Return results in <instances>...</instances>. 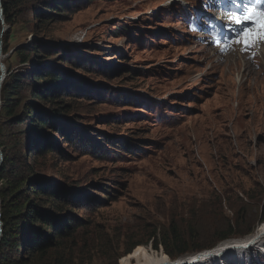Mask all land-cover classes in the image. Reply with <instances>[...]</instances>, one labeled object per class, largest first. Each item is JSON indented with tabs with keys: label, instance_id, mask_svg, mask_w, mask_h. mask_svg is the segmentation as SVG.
I'll use <instances>...</instances> for the list:
<instances>
[{
	"label": "rangeland",
	"instance_id": "obj_1",
	"mask_svg": "<svg viewBox=\"0 0 264 264\" xmlns=\"http://www.w3.org/2000/svg\"><path fill=\"white\" fill-rule=\"evenodd\" d=\"M18 1L10 29L0 11V84L7 70L28 76L54 69L62 77L57 84L69 86L60 97L66 114L34 100L51 113L57 127L46 134L58 145L33 177L69 195L82 224L76 245L62 252L73 264H124L132 246L138 248L132 264L150 256L170 264L256 233L264 224L263 70L248 73L242 60L218 59L216 51L191 43L178 10L171 15L174 0H46L62 4L60 18L49 23L35 17L45 0ZM34 44L47 54L21 65L14 52ZM21 95L30 100L26 90ZM2 128L9 147L15 134ZM216 211L213 219L209 213ZM199 217L202 239L236 218L240 229L255 228L166 261L153 233ZM258 248L243 257L227 253L218 264H264ZM19 256L0 247V264Z\"/></svg>",
	"mask_w": 264,
	"mask_h": 264
},
{
	"label": "trees",
	"instance_id": "obj_2",
	"mask_svg": "<svg viewBox=\"0 0 264 264\" xmlns=\"http://www.w3.org/2000/svg\"><path fill=\"white\" fill-rule=\"evenodd\" d=\"M17 2L19 1L0 0L1 16L9 29L14 22L12 13L19 7ZM40 4L43 9H37L35 17L43 23L56 22L60 18L58 13L62 4H51L46 0ZM39 50L34 44L29 49H19L14 53L20 64L27 66L36 64L47 54L46 50ZM7 52L8 49L4 47L3 53ZM61 79L54 69H47L45 73L30 70L28 76L7 70V76L0 84V114L3 117L0 121V150L3 154L0 160V247L7 245L13 251H20L19 257L7 259L1 264H73L71 257L68 258L63 253L76 245L75 235L82 224L71 213L69 195L60 194L51 183L33 177L37 163L53 155L54 147L58 145L56 141L51 142V136L46 134L49 129L57 127L53 124L51 113L38 108L34 100L46 106H56L52 111L54 114H66L67 106L60 97L68 92L69 86L57 84ZM23 90L30 93L29 101L22 97ZM21 104L24 114L18 115ZM2 127L7 128L9 135L15 134L10 138L9 147L2 141ZM59 132L55 131L56 134ZM209 214L215 219L217 211ZM201 218L190 220L183 228L171 222L158 234L154 232L151 237L154 248L161 247L164 259L171 262L170 260L183 258L187 254L214 248L219 242L248 235L255 228L253 225H246L244 229H240L239 219L236 218L233 222L225 221L218 229L213 230L210 238L202 239L201 234L206 231L201 229ZM260 221H264V212ZM68 242L70 248L67 247ZM134 248L132 246L125 249L124 252L129 256L121 259L124 264H132L133 253L138 249L132 252Z\"/></svg>",
	"mask_w": 264,
	"mask_h": 264
},
{
	"label": "bare ground",
	"instance_id": "obj_3",
	"mask_svg": "<svg viewBox=\"0 0 264 264\" xmlns=\"http://www.w3.org/2000/svg\"><path fill=\"white\" fill-rule=\"evenodd\" d=\"M174 1L179 2V0H174ZM223 18L224 16L218 17L217 19L221 21L223 20ZM263 240H264V224H262L259 228H257L256 233L244 242L237 241V242L224 243L217 246L215 249L211 251L201 253L197 256H191V257L186 256L184 257V259H180L175 262L173 261L170 264H218V262L221 261L222 256L226 255L227 253H231L235 256L241 257L245 252V250L248 251L250 247H254V246L255 248L256 247L261 248V250L264 253V246L261 247V244H259ZM137 264H169V263H166L163 259H156L150 256Z\"/></svg>",
	"mask_w": 264,
	"mask_h": 264
},
{
	"label": "snow or ice",
	"instance_id": "obj_4",
	"mask_svg": "<svg viewBox=\"0 0 264 264\" xmlns=\"http://www.w3.org/2000/svg\"><path fill=\"white\" fill-rule=\"evenodd\" d=\"M255 2L259 3L260 0H255ZM227 20L236 25L246 22L251 23V27L243 29L242 39L234 41V43L242 44L245 51L260 43H264V9H258L254 4L253 6L246 5L241 14L235 12L227 13ZM228 47V45H224L221 51L226 52Z\"/></svg>",
	"mask_w": 264,
	"mask_h": 264
}]
</instances>
